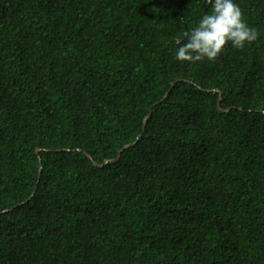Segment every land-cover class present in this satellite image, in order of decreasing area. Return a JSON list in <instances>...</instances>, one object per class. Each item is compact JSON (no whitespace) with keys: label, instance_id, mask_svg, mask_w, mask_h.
I'll list each match as a JSON object with an SVG mask.
<instances>
[{"label":"trees","instance_id":"trees-1","mask_svg":"<svg viewBox=\"0 0 264 264\" xmlns=\"http://www.w3.org/2000/svg\"><path fill=\"white\" fill-rule=\"evenodd\" d=\"M237 3L258 40L188 63L206 0H0V264H264V0Z\"/></svg>","mask_w":264,"mask_h":264},{"label":"clouds","instance_id":"clouds-1","mask_svg":"<svg viewBox=\"0 0 264 264\" xmlns=\"http://www.w3.org/2000/svg\"><path fill=\"white\" fill-rule=\"evenodd\" d=\"M210 9L196 25L178 37L175 57L181 62L214 61L226 46L243 49L258 40L259 33L244 18L237 0H206ZM41 148H36L38 153ZM5 211V210H4Z\"/></svg>","mask_w":264,"mask_h":264},{"label":"water","instance_id":"water-1","mask_svg":"<svg viewBox=\"0 0 264 264\" xmlns=\"http://www.w3.org/2000/svg\"><path fill=\"white\" fill-rule=\"evenodd\" d=\"M150 114H151V111L149 112V114H148L147 117L145 118V120H144L145 122H146L148 116H150ZM118 158H119V157H118ZM118 158H117V159H118ZM5 211H6V210H5Z\"/></svg>","mask_w":264,"mask_h":264}]
</instances>
